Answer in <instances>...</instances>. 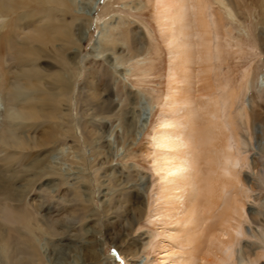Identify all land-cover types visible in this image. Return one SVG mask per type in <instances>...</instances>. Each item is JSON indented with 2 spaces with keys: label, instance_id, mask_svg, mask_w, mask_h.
Masks as SVG:
<instances>
[{
  "label": "rangeland",
  "instance_id": "obj_1",
  "mask_svg": "<svg viewBox=\"0 0 264 264\" xmlns=\"http://www.w3.org/2000/svg\"><path fill=\"white\" fill-rule=\"evenodd\" d=\"M24 1L38 13L22 29L0 15V46L15 33L0 51V264H154L162 238L147 219L155 178L146 153L168 62L153 0H59L66 15L55 19L41 12L44 1ZM210 1L229 43L224 61L214 60L218 83L238 87L232 115L249 196L234 258L250 264L264 252V0ZM52 18L69 27V47L57 41L38 52L41 89L68 96L41 99L19 75L15 46ZM240 107L252 116L248 125ZM206 224L217 228L215 219ZM200 248L203 257L211 251L203 239Z\"/></svg>",
  "mask_w": 264,
  "mask_h": 264
},
{
  "label": "bare ground",
  "instance_id": "obj_2",
  "mask_svg": "<svg viewBox=\"0 0 264 264\" xmlns=\"http://www.w3.org/2000/svg\"><path fill=\"white\" fill-rule=\"evenodd\" d=\"M43 1L44 16L55 19L52 15L59 11L66 15L63 1H55L57 8L47 6L54 0ZM26 8L24 0H0V15L9 14L18 29L30 24L31 18L35 19L33 14L38 13L34 8L35 13L30 14ZM153 9L168 62L166 90L149 135L151 150L146 153L155 178L147 219L157 225L162 238L154 264H235L233 244L244 235L242 221L249 196L239 172L245 162L241 156L244 143L232 115L238 87L227 81L218 83L219 68L214 64L215 58L224 61L229 45L221 28L222 12L210 0H153ZM52 19L33 24L15 46V58L23 68L19 75L31 86V94L41 99L68 96L67 91L57 95L41 89L46 78L37 67L38 52L52 48L57 41L66 47L70 38L69 27L57 25ZM228 31L231 33V29ZM12 37L15 33L6 39L4 47L0 46V51L9 49ZM65 63L61 61L60 65ZM46 76L56 83L60 79L56 73ZM238 114L242 125H248L250 112L240 107ZM211 219H215L217 228L206 227ZM201 239L210 245L211 251L205 257L201 248L198 251ZM164 241L176 244L175 248ZM263 258L264 252L260 251L249 263L257 264Z\"/></svg>",
  "mask_w": 264,
  "mask_h": 264
}]
</instances>
